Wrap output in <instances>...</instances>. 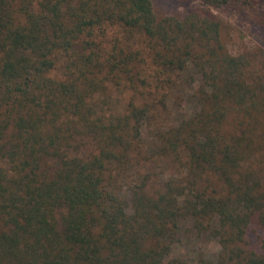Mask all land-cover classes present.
Here are the masks:
<instances>
[{
	"label": "trees",
	"instance_id": "trees-1",
	"mask_svg": "<svg viewBox=\"0 0 264 264\" xmlns=\"http://www.w3.org/2000/svg\"><path fill=\"white\" fill-rule=\"evenodd\" d=\"M177 1L0 0V264H264V51L213 12L264 0ZM186 218L214 259L169 255Z\"/></svg>",
	"mask_w": 264,
	"mask_h": 264
},
{
	"label": "rangeland",
	"instance_id": "rangeland-1",
	"mask_svg": "<svg viewBox=\"0 0 264 264\" xmlns=\"http://www.w3.org/2000/svg\"><path fill=\"white\" fill-rule=\"evenodd\" d=\"M151 3L154 14L157 17L172 14L173 10H181V4L177 0H151ZM191 5L193 4L190 3L189 6ZM213 12L229 27L230 39L227 43V49L230 53L238 54L243 51H250L251 53H256L257 57L259 52L264 51V25L246 23L233 12L215 10ZM254 60L257 59L254 58ZM180 99L184 102L182 107L189 106L191 109L194 106L192 102L187 101L183 96ZM155 112V117L159 118L156 120L150 119L142 128L141 135L145 147L151 145L152 133L155 127L167 126L170 123L176 122L181 116V114L175 112L173 106L165 108L157 106ZM147 168L157 170L154 162L150 166H147ZM179 170L175 164L168 162V159L162 160V166L158 168L159 178L176 175ZM130 172L123 173L121 179L123 180L128 177ZM190 224L191 221L188 218L179 221L173 234L174 238L170 244L169 255L180 256L190 262H193L199 254L208 259H214L220 247L218 239L208 235H196L194 232L187 230L190 228Z\"/></svg>",
	"mask_w": 264,
	"mask_h": 264
}]
</instances>
